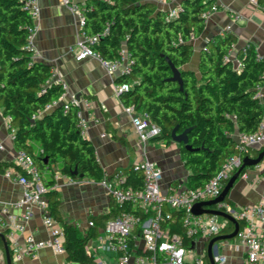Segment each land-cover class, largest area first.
<instances>
[{
	"label": "trees",
	"instance_id": "1",
	"mask_svg": "<svg viewBox=\"0 0 264 264\" xmlns=\"http://www.w3.org/2000/svg\"><path fill=\"white\" fill-rule=\"evenodd\" d=\"M25 1L0 0V104L5 115L11 117L15 144L19 150L30 153L41 169L60 165V171L72 179L84 173L83 177L101 181L105 173L93 142L78 127V108L72 105L64 111L59 102L63 87L53 80L54 65L36 59L26 47L34 21L24 9ZM213 1L182 0L176 15L154 0H84L80 5L86 17V32L99 35L93 48L102 58L116 60L123 51L129 54L131 71L119 75L117 81L132 86L120 96L125 106L148 112L159 125L161 134L155 139L171 143L177 124L179 132L191 127L189 142L198 150L188 151L180 144L191 170L190 188L206 183L236 151L232 136L235 131L253 132L264 117V90L262 99L255 97L257 86L264 87V58H258L259 52L252 42L246 49L244 46L236 51L241 62L237 66L232 58H226L237 43V36L225 30L211 37L201 50L200 75L186 68L194 53L192 41L205 29L203 13ZM256 1L264 9V0ZM167 58L181 71L182 90L179 82L170 79L173 72ZM54 101L58 104L48 108ZM31 141L40 143L39 155ZM46 156L47 163L43 160ZM3 168L0 163V171ZM75 168L78 175L72 174ZM124 171L126 184L143 186L141 171L133 165ZM47 185L50 213L64 229L68 258L81 264L96 263L85 249L91 234L82 236L73 224L62 219L60 194L52 187L54 180L47 181ZM225 201L233 204L228 197ZM115 205L114 215L100 219L107 222L115 217L120 211ZM183 216V210L172 211L170 231L184 235V243L192 246L194 237L185 235ZM205 262L211 264L207 254Z\"/></svg>",
	"mask_w": 264,
	"mask_h": 264
},
{
	"label": "crops",
	"instance_id": "2",
	"mask_svg": "<svg viewBox=\"0 0 264 264\" xmlns=\"http://www.w3.org/2000/svg\"><path fill=\"white\" fill-rule=\"evenodd\" d=\"M81 5L84 0H76ZM219 8L206 18L203 33L194 38V53L186 68L199 72L201 50L207 41L216 34L222 33L231 25V31L237 36V43L233 49L234 59L236 51L252 42L260 54H264V10L255 0H217ZM40 16L37 19L38 30L33 37V53L36 59L54 65L56 75L68 84L66 99L72 96L85 97L91 100L92 107L85 111L88 119V129L85 134L94 144L98 161L105 176H112L120 170H126L143 160L155 162L163 170L161 186L166 191L169 186L182 185L188 187L191 170L187 168L186 159L181 145L172 141L167 143L163 139L153 138L143 143L132 122V115L116 91L120 75L118 71L110 72L103 62L96 57L77 59L72 50L81 39L78 15L72 11L63 0H39ZM163 9H170L172 2L168 0L159 3ZM234 14L241 17L233 18ZM236 64V61H235ZM239 131L232 136L236 142ZM15 128L10 127L7 115L0 104V140L4 148L0 149V163L4 165L0 171V214L5 211L20 218L24 208L16 207V202L22 197V184L10 179L6 172H19L15 157L18 148L14 139ZM125 141V143H124ZM35 154L39 155L42 147L38 141H31ZM262 147L251 148L246 156L256 158ZM244 159V158H243ZM264 169V159L259 165L247 167L226 197L236 207L253 205L260 202L264 193V184L261 173ZM45 181L54 180V189L60 194V213L62 219L73 224L82 236L91 234L86 242V252L93 255L96 263L114 261L113 254L106 247H98V236L104 232L106 220L100 217L115 214L116 205L108 189L101 181L88 177L72 179L60 171V165H52L41 169ZM231 176L224 182L223 189ZM57 187H54V186ZM222 189V190H223ZM98 219V221H97ZM103 219V218H102ZM95 222L90 225V221ZM232 223V225H231ZM240 223V222H239ZM57 226H62L56 220ZM230 227V228H229ZM257 228L264 233V220H257ZM235 224L230 221L222 234L233 232ZM4 232L10 251L15 243L25 245V237L30 234L37 240H48L52 237L51 227L43 221V214L38 209L28 220L25 231H14L9 236V229L0 225ZM1 237V236H0ZM213 238V237H212ZM211 239V238H210ZM0 245V264H7V255L4 241ZM209 239L198 237L194 241V248L198 253L207 254ZM247 247L244 241L237 237L225 241L220 255L226 257L223 264H243ZM13 252V251H12ZM14 264H81L79 260L69 259L67 252L56 253L51 247H43L35 255L16 259L12 253Z\"/></svg>",
	"mask_w": 264,
	"mask_h": 264
},
{
	"label": "built area",
	"instance_id": "3",
	"mask_svg": "<svg viewBox=\"0 0 264 264\" xmlns=\"http://www.w3.org/2000/svg\"><path fill=\"white\" fill-rule=\"evenodd\" d=\"M154 1L159 4L165 0ZM63 2L78 15L81 39L72 48L77 59L96 57L110 72L118 71L120 75L130 73L132 61L129 54L123 51L121 58L104 60L100 53L93 48V44L99 40V35H90L85 30L86 17L82 7L76 0H63ZM171 2V15H176L180 9L181 0H172ZM218 8L219 4L217 0H214L211 8L203 15L207 18ZM24 9L28 11L34 21L29 27L26 46L34 53L33 37L38 30L37 19L41 11L39 0H26ZM240 17L239 14L233 15L235 20ZM226 30H231V25H228ZM248 45V43L245 45V49ZM257 56L259 59L264 58V54L258 53ZM226 58H232L236 61L237 66L241 65L238 58L234 59L233 50L227 54ZM56 74L54 71L53 80L61 82L63 87L59 102L64 105V111H67L72 105L78 108V127L85 135L89 124L84 113L91 109V100L76 96L66 99L68 84ZM131 86L132 84L119 83L116 85V91L121 94ZM263 90V86H257L255 97L262 99ZM56 104L58 101L51 103L48 108ZM126 110L132 115V122L143 143H148L161 134V128L151 120L148 112H136L130 106H126ZM7 120L12 128L11 117L7 116ZM257 146L264 148V117L255 131L238 132L235 142L236 151L229 155L219 171L200 187L172 185L164 191L161 186L163 170L150 160H143L133 165L135 170L141 171L143 174L142 187L126 184L127 173L123 170L112 176H105L102 183L108 189L114 202L120 207V211L106 222L104 232L98 236V247H106L114 258V261L104 260L102 264H206L204 253H198L193 246L186 245L184 235L170 231L168 221L172 217V211H184L182 226L186 236L194 237L193 242L198 237L210 239L222 234L230 223L229 219L215 214H195L192 211L193 207L199 201L219 196L224 182L231 176V173L241 167L244 155L251 148ZM3 148L4 144L0 140V149ZM15 162L19 172L9 170L6 175L23 185L24 193L16 202V207L25 210L20 218L5 211L4 214H0V225L9 229V236H13L14 231L24 232L34 210L38 209L43 214L44 223L51 227L52 237L48 240H37L28 234L25 237L24 246L15 243L13 255L16 259H21L24 256L35 255L39 249L47 246L56 253H65V232L62 226L56 225V220L50 213L46 196L50 188L41 168L34 157L25 150H18ZM261 181L264 184V169L261 173ZM216 208L231 214L242 223L236 237L244 241L247 247L243 264H264V233L257 228V220H264V193L257 204L236 207L223 201L218 203ZM89 223L90 225L95 224L93 220ZM216 259L219 264H223L226 257L218 254Z\"/></svg>",
	"mask_w": 264,
	"mask_h": 264
},
{
	"label": "water",
	"instance_id": "4",
	"mask_svg": "<svg viewBox=\"0 0 264 264\" xmlns=\"http://www.w3.org/2000/svg\"><path fill=\"white\" fill-rule=\"evenodd\" d=\"M126 43L127 42L125 41L124 44ZM167 60L173 72V75L170 77V79L179 82L180 88L182 90L183 89V79L181 76V71L176 67V65L169 58H167ZM190 130H191V127L185 129L182 132H179V125L177 124L172 130V141L177 142L179 144H184L185 149L188 151L198 150V148H193V146L189 142ZM263 159H264V148L262 149V151L259 153V155L256 158H251L249 156L244 157L241 167L229 179L227 185L221 191L219 196H217L216 198L210 199V200L199 201L193 207L192 211L195 214H215V215H219L224 218H227L235 224V229L233 232L228 233V234L216 235L213 238L209 239L207 255L210 259L211 264H219L218 260L216 259V256L220 253L221 248H223V243L225 241H229L230 239L235 238L240 228V223L234 216H232L231 214L221 209L216 208V206L218 203L225 201V198L227 194L229 193L231 187L235 184V182L241 176L244 170L249 166L258 165L259 163H261ZM43 160L46 163L49 162L48 156L44 157ZM72 174L78 175L79 170L75 168L72 171ZM79 175L83 177L84 173H80ZM0 236L2 237L4 244H5L7 264H13V259H12V255L10 252L7 237L5 233L2 231H0ZM192 246L194 247V242Z\"/></svg>",
	"mask_w": 264,
	"mask_h": 264
}]
</instances>
